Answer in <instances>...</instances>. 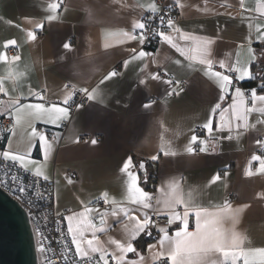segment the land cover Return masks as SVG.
<instances>
[{"label": "crops", "instance_id": "0c3cea01", "mask_svg": "<svg viewBox=\"0 0 264 264\" xmlns=\"http://www.w3.org/2000/svg\"><path fill=\"white\" fill-rule=\"evenodd\" d=\"M51 2L60 4L55 21L45 19L50 14ZM166 2L176 4V0ZM153 3L158 8L156 0H0V52L7 51L9 57L8 63L0 62V78L6 90L0 101L2 113L14 112L15 100L38 103L42 101L36 97L42 96L50 105L62 101L73 87L98 88L95 99L88 98L72 112L69 110L65 119L68 125L62 131L61 121L56 125L38 121L33 124L11 116L0 156L5 150L26 155L29 172L35 174L39 168L42 178L47 176L53 181L55 210L63 212L64 217L79 214L84 208L94 209L88 215L97 228L106 229L97 233L102 241L108 236L123 240V225L128 223L123 213L111 215L113 209L119 212L116 205L96 203L102 200V193H107L110 200L114 198L117 204L133 208L134 214L143 218L139 206L125 202L127 178L120 172V166L131 156L137 165L140 161L145 163V174L138 167L133 171L138 172L140 187L149 193V203L154 208L184 204L189 209L205 210L202 215L213 219L223 231L231 232L234 228L243 237L244 248H264V173L244 175L249 158L264 155V149L256 143L258 139L264 140V124L247 132L235 129L233 124V132L223 131L228 127L229 110L236 111L229 97L221 102L220 112L214 114L221 130H214L211 135L207 131L196 133L195 127L206 122L211 107L219 102L218 88L203 75L201 65L186 60L160 39L143 45L149 53L143 60L132 61L127 67L123 64L131 56V48L139 50L141 45L138 41L118 43L117 34L124 30L139 35L141 30L133 24L142 21ZM177 7L176 27L200 39H211L216 61L224 59L232 64L239 53L240 61L247 63L250 37L257 59L249 67L256 77L235 82L233 73V90H244L247 84L250 89L257 88L258 94L264 93L260 88V76L264 74L260 51L264 44L256 39L258 31L264 29V17L255 11L257 0H243V6L240 0H179ZM39 22L44 23L43 29H36L34 41L28 40L27 32ZM165 32L173 35L182 47L192 43L180 40L179 34L170 28ZM7 40H15L16 46L5 49ZM66 42L71 49L63 47ZM14 55H19L20 60L12 62ZM176 60L181 63L176 64ZM112 70L120 74L100 85L101 79ZM152 72L159 73L162 80L173 79L179 84L153 81L148 76ZM141 79L146 84H141ZM181 81L185 84H180ZM250 81L253 83L248 84ZM172 89L178 94L169 96ZM145 104L151 106L145 108ZM243 110L241 104L240 111ZM256 119L253 114L251 122ZM33 127L46 134L50 144L46 157L38 137H32ZM193 132L200 141H207L206 151L201 150L199 141L190 144ZM84 134L89 135L88 139H82ZM229 135L234 138L224 139ZM93 138L97 140L95 145L91 143ZM189 147L199 150L189 152ZM152 155L159 158L154 161L150 159ZM252 167L255 169L256 162ZM225 171L229 173L227 177L223 175ZM216 173L221 180L210 183ZM229 190L235 192L231 197L227 194ZM169 199L170 204L164 203ZM157 201L162 203L158 205ZM225 203L241 209L235 224L229 212H217ZM144 211L152 216V209ZM101 212L108 213L103 225L99 219ZM195 219L194 215L189 216L190 232L196 230ZM157 224L167 226V222ZM179 227V223L168 226V235L172 236ZM148 231L150 234H141L134 242L139 256L129 253L127 260L137 264L141 258L142 264H155L158 260H153V254L160 250V233L156 227ZM85 238L90 239L91 233L86 232ZM150 244L156 247L149 249ZM108 247L115 251L114 245ZM163 258L169 264L167 257ZM210 259L219 264L222 258L217 254ZM257 259L264 264V258ZM237 264H243V260Z\"/></svg>", "mask_w": 264, "mask_h": 264}, {"label": "snow or ice", "instance_id": "6c2138e0", "mask_svg": "<svg viewBox=\"0 0 264 264\" xmlns=\"http://www.w3.org/2000/svg\"><path fill=\"white\" fill-rule=\"evenodd\" d=\"M241 6H243V0H240ZM177 6H179V0H176ZM60 4L57 2H51L48 4V14L45 19L47 21H55L58 19L57 9ZM149 10L152 12H157L158 8L155 3L150 5ZM246 11H251L248 9ZM256 13L264 17V0H257V7L255 9ZM167 26L173 32L179 34L180 40L191 41L190 46L182 47L176 42V38L173 35L167 34L165 31H158L155 34L160 40L169 45L174 49L180 56L184 57L188 61H196L201 65V71L203 75L209 78L215 83L218 88V103L214 104L208 115V119L204 124L201 125L209 135L212 132L220 131L217 128V122L214 119V114L220 112L223 108L221 102L226 101L229 97L234 105H236V111L233 113L229 110L230 116L228 118V127L223 128V131L233 132V124L235 129L243 128L244 132L249 129L255 130L258 124H264V93H259L257 88L253 87L247 92L241 88H235L233 90V73L235 74V80H242L245 78H255L256 74L251 71L249 64L251 61L257 59L256 51L252 48L251 38L249 37L247 54L248 62H241L239 59V53H237V60L228 64L224 59H219L216 61L213 58V53L211 45L213 41L211 39H200L194 35L182 31L180 28L176 27L172 19L167 20ZM44 23L39 22L35 24L34 29L27 32L28 40L34 41L36 39V29H43ZM133 27L136 29L144 30L146 25L142 21H135ZM151 32L145 33L141 31L139 35L134 32L120 30L117 34L120 39L118 43H126L128 41L136 42L138 41L141 45L140 49L137 50L135 47L131 48V56L128 59L123 60V64L127 67L132 61L143 60L149 55L147 51L143 48ZM256 39L264 44V29L258 31ZM15 40H7L4 44V48L15 47ZM65 49H71L69 43L63 45ZM260 56L264 57V48L260 51ZM20 60L19 55H14L11 57L12 62ZM0 62L8 63L9 57L7 51L0 52ZM155 62V61H153ZM176 64H180V60L175 61ZM192 65L189 64V67ZM217 68L219 70H217ZM120 73L115 70L109 71L99 82L100 85L105 84L111 79L117 77ZM167 75V73H165ZM148 76L153 81H162L166 84H179V81H174L173 79H164L157 72L149 73ZM261 84L260 88L264 89V74L260 76ZM141 84H146L145 79H141ZM80 91L86 93L89 99H95L98 88L88 89L80 88ZM0 93H5L4 80L0 78ZM235 93V94H233ZM176 93L175 89H172L168 95L171 96ZM74 95L73 91L66 93L62 101L53 102L50 105L44 101L42 96L36 97V99L42 101L38 103H21L19 100L13 101L14 112L9 113V116H13L17 121L20 119H27L29 123L42 122L45 125L52 124L56 125L60 121L65 120L69 116V103ZM243 105V112L240 111V106ZM63 105V106H61ZM150 104H145L144 107H150ZM81 107V106H78ZM255 114L257 119L255 122H251L252 115ZM239 119L240 123L237 124L236 120ZM210 121V122H209ZM32 137H38L39 144L42 150L43 156H47L50 144L47 143L46 134L43 132H37L35 127H33ZM233 135L224 137V139H233ZM201 142V150H207V141H200V137L193 132L190 138V144L196 142ZM79 138L77 137V141ZM91 143L95 145L97 140L93 138ZM256 143L264 149V140H256ZM189 152H194L195 149L189 147L187 149ZM168 154L167 151L164 153ZM5 160H10L19 164L20 167L27 170L29 159L26 155H21L13 153L10 150H5L2 153ZM159 157L157 155H152L150 159L157 160ZM250 163L245 166V176H253L264 173V155L261 156H251L249 158ZM256 162V167L253 169L252 164ZM144 169L145 163L143 161L139 162L137 165L131 156L126 157L120 166V172L124 173L126 176V196L125 202L128 205L139 206L142 217L134 214L136 210L130 207H126L124 203L117 204V201L109 199L107 193L101 194V199L105 205L113 204L119 209H113L111 215L116 217L119 213H123L124 217L127 219L128 223L123 225L124 239H115L111 236L107 237L106 241H102L97 235L98 232H105L104 227L97 228L93 223L91 217L88 215L94 209L84 208L79 214L73 213L64 217L67 222V232L71 237V243L75 248V256L79 257L81 260H87L91 262L95 255L99 256L95 264H109V257L111 258L112 264H137L136 261L127 260V254L134 253L139 256L134 242L141 236V234H150L148 231L152 227H156L160 233L159 245L160 250L153 254V260H157L163 257H167L169 264H217V261L211 260L210 258L214 255H219L222 259L219 264H237V261L243 260V264H259L257 258H264V248H244L243 247V237L240 236L235 229L231 232H225L221 228L215 226V221L207 216L202 215L203 211L201 209H189L185 207L184 204H178L175 208L164 207L154 208L149 200L151 199L149 193L144 191L139 184L140 178L138 172L133 171L134 168ZM227 168V166H226ZM36 176H41L39 168L35 172ZM225 177L229 175L227 171L223 174ZM44 180H47V176H43ZM221 180V175L216 173L212 176L210 183H216ZM12 181L15 182V177H12ZM71 182V181H69ZM7 181H0V185H6ZM15 191L23 193L25 189L23 187H17ZM259 195V194H258ZM170 199L164 203L170 204ZM161 201H157V204H161ZM152 209L153 214L156 217L167 216V226L161 227L157 222L149 215L148 210ZM178 209H183L179 211ZM227 211L231 214L234 224L236 223V218L241 211L240 208L233 209L231 205L225 203L222 208H218L217 212ZM108 215L107 212H101L99 215L100 223L105 224V217ZM195 216V228L194 232L188 231L189 226V216ZM174 223H179L180 227L174 232L172 236L168 235V226H172ZM90 232L91 238L86 239L85 233ZM41 240L39 243V251L43 254L45 252H52L51 245L46 244L45 240L47 237L44 233L39 232ZM108 245H114L115 251H110ZM86 246V247H85ZM149 249H154L156 245H149ZM118 253V254H117ZM54 254V253H53ZM63 264H72L68 259V252L65 251L63 256ZM142 264V258L140 261Z\"/></svg>", "mask_w": 264, "mask_h": 264}, {"label": "built area", "instance_id": "2783aa9c", "mask_svg": "<svg viewBox=\"0 0 264 264\" xmlns=\"http://www.w3.org/2000/svg\"><path fill=\"white\" fill-rule=\"evenodd\" d=\"M158 4V11H146L142 16V22L145 23V33L151 32L146 43H156L159 37L155 34L158 31H166L168 29L167 20L170 18L173 22L178 16V7L176 4L167 3L166 0H156ZM234 81L237 82V80ZM180 84H185V81H181ZM246 92L250 90V87L246 84ZM74 95L70 101L68 107L70 112L80 103H84L88 100V96L80 88L73 87ZM5 98L4 93H0V101ZM11 123V116L4 114L0 110V146L8 132ZM68 125V120H63L59 124V130L62 131ZM204 128L201 125L195 127L196 133L204 132ZM49 135V134H48ZM51 136V134H50ZM89 135L84 134L82 139H88ZM199 150L198 147L195 148ZM261 150V149H260ZM12 177H15V182L12 181ZM7 181L6 185H0V187L7 192L12 198H14L25 210L30 230L33 237L34 250L37 264H63V256L65 251L68 252V259L72 264H95L99 259L98 255H95L91 262L87 260H81L75 256V248L71 243V238L67 232V225L64 220V213L57 212L54 204V185L51 179L44 180L41 176L29 172L28 170L19 166L18 163L5 160L0 156V181ZM23 187L25 191L19 193L15 191L17 187ZM155 183H153L154 190ZM229 197L233 196L235 192L229 190L227 192ZM155 196L152 194V199ZM98 205L105 206L102 200L96 201ZM152 218L157 223L167 222V216L156 217L152 213ZM42 232L47 239L46 244L51 245L52 252L41 253L39 251V241L41 236L38 234ZM54 253V254H53ZM166 259L160 258L156 264H165ZM109 264H112L109 257Z\"/></svg>", "mask_w": 264, "mask_h": 264}, {"label": "water", "instance_id": "95a60500", "mask_svg": "<svg viewBox=\"0 0 264 264\" xmlns=\"http://www.w3.org/2000/svg\"><path fill=\"white\" fill-rule=\"evenodd\" d=\"M140 171L145 174L146 169H140ZM0 264H37L26 212L1 187Z\"/></svg>", "mask_w": 264, "mask_h": 264}, {"label": "trees", "instance_id": "16d2710c", "mask_svg": "<svg viewBox=\"0 0 264 264\" xmlns=\"http://www.w3.org/2000/svg\"><path fill=\"white\" fill-rule=\"evenodd\" d=\"M250 83H253V81H250V82H248V84H250ZM9 130V129H8ZM6 136V135H5ZM4 139H5V137H4ZM4 139H3V141H2V143H1V146H0V148L2 147V145H3V142H4ZM153 176H152V181H151V185H152V183H153ZM151 185H150V188H151Z\"/></svg>", "mask_w": 264, "mask_h": 264}, {"label": "rangeland", "instance_id": "374dc122", "mask_svg": "<svg viewBox=\"0 0 264 264\" xmlns=\"http://www.w3.org/2000/svg\"><path fill=\"white\" fill-rule=\"evenodd\" d=\"M157 263V261L155 262V264Z\"/></svg>", "mask_w": 264, "mask_h": 264}]
</instances>
